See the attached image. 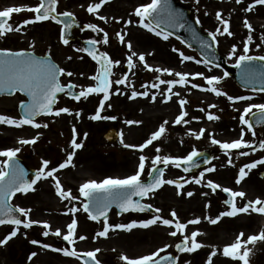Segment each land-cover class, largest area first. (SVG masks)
I'll return each instance as SVG.
<instances>
[{
	"label": "rangeland",
	"instance_id": "1",
	"mask_svg": "<svg viewBox=\"0 0 264 264\" xmlns=\"http://www.w3.org/2000/svg\"><path fill=\"white\" fill-rule=\"evenodd\" d=\"M151 0H109L99 10L98 15L87 11L91 4L99 3L100 0H59V7L63 11H70L83 18L87 23H94L103 28L109 35V43L105 45L104 50L109 53L113 51L115 60L121 63L115 67L113 81L123 76V69L127 67V57L131 54L126 47L128 41L132 43V50L137 53L133 57L135 68L130 73L129 81L134 85L137 91H144L141 86L143 84L158 83L156 77L161 79H179L175 77V72L188 73L190 83L186 85H176L173 87L174 92H179L180 96H173L171 101L165 102L164 95H157L155 102L151 100L152 93L164 92L166 95L167 85H161L160 89L149 88L150 96L148 98L137 97L131 99L132 89L124 85H112L111 91L120 88L124 95H112L109 101L105 102V107L101 112V116H115V120H99L90 119L94 115L99 105L97 101L94 103L88 99L79 102L69 101L66 98H60L57 106L68 107L72 109V115L62 113L59 117L45 116L41 117L37 122L48 123V128L41 127L34 129L31 125L21 127L0 124V151L8 148H21L18 157L29 163L32 169L38 170L42 166V161L47 159L50 161L49 169L58 167V165L67 158L71 149V140L73 139V125L77 132V142L83 143V148L76 150V156L73 159L75 167H67L61 169L56 176L60 179L65 190H71L73 196H79V187L90 180L102 181L105 178H125L135 174L138 170L139 157L145 155L148 157L145 171L141 179L146 181L150 176L151 161L156 155L185 157L191 151H213L215 157L212 164L208 167L215 166V173L209 175L205 172L202 184L197 185L191 182L188 189L185 187L178 188L177 185L165 184L157 193L151 195L147 199V203H151L153 208L162 209L159 215L164 218L171 217V211L175 210L180 222L200 218L197 225L189 224L185 229V235H190L192 231H199L202 235L197 237V241L204 245L194 253H180L177 257L178 264H206L208 256L213 250L217 251V255L212 258L213 264H243L242 261L224 256L223 248L234 243L240 233L244 236L241 238L246 241L251 235H259L264 231V219L260 218L256 212L240 213L235 217H222L217 224L213 225L206 217L215 218L220 215L221 208L217 209L218 200L212 194L204 189V184L211 179L217 181L222 187H230L236 191H243L245 197L238 198V207H242L247 201H255L257 198L263 199L258 195L261 183L258 181L259 170H248V176L237 184L236 180L239 175V169L247 163L264 158V149L252 151L251 149L232 150L230 154H225L219 145L213 144V138L222 142H232L240 138L241 130L244 129L246 135L245 140L253 141L257 146L262 141L256 135L247 129V126L240 122V115L245 107L250 103H264V94H258L237 89L228 78L222 81V90L228 92L232 96H252L251 101L230 102L224 96H216L214 93L204 91L208 85L203 77L194 76V73H203L205 76H223L222 71L207 67L203 63H196V58L189 51H183L187 56L194 57V60L183 61L178 51H174L177 43L174 41L163 42L151 36L147 29L139 24V17L135 15V10L142 5L148 4ZM39 3L38 0H0V9L5 10L8 7H21L23 10L19 13H13L11 16V24L14 27L20 26L24 19L34 17V13L28 11L29 7H34ZM99 15L107 18L106 21L99 19ZM131 20L132 24H126ZM253 31L245 27L240 28L238 35L234 33L230 38H225L220 42L222 48L227 53H231L233 45L237 48V56L242 54L244 44L247 42L249 34L253 36V41L249 45L251 55H264V42L261 36H264V24L258 21L250 22ZM239 28V27H238ZM55 25L50 21L46 23L30 24L21 29L20 35H11L6 44L10 49H27L35 51L38 54H44L45 51L56 54V61L60 63V67L71 66L73 70L76 67L84 70L82 78L88 82L84 88L96 86L95 80L90 77L96 75V65L92 61L87 62L85 55L71 48H61L58 42L53 44L55 38ZM117 33L125 34V43H121ZM103 34V33H102ZM30 35L34 37L30 38ZM260 47L257 48L256 45ZM34 45V47H33ZM1 46V45H0ZM182 52V51H180ZM144 54L146 62L153 69L168 68L172 70V74L164 72H156L144 67L143 62L139 61V55ZM72 59L69 60L68 57ZM237 56H231L229 62L235 63ZM82 57V59H81ZM73 72V71H72ZM69 77L63 76L62 83H68ZM192 84L200 85L199 88H193ZM83 85V86H84ZM92 97V96H91ZM103 98V95L100 96ZM184 98L188 100V104L184 106L189 115L185 117L189 123L175 124L174 121L181 113L182 109L179 100ZM24 98L16 95L13 98L0 99V115H8L15 119H19L17 107ZM111 104L112 107H108ZM209 105L216 107L209 108ZM203 108L204 111L199 109ZM255 111V110H254ZM76 112L81 115L77 117ZM212 112L220 117L219 120H208L207 113ZM196 117L198 119H193ZM248 118V117H247ZM141 121L139 124L129 125L126 121ZM164 121H168L165 125L167 131L163 137L154 141L153 145H149L143 151L138 148H127L124 145H140L151 137L154 131H157ZM117 127L120 134V142L115 145L108 144L104 139V134L112 127ZM204 129V135L197 139L195 135L189 133H199ZM85 133L87 137L85 138ZM39 134L40 138L35 145H21L20 139H32ZM123 139V143L121 140ZM264 140V139H263ZM160 149V152L156 151ZM249 152V155L242 156L240 152ZM229 155L232 164H228ZM6 159L0 157V160ZM171 165V164H170ZM174 166V165H172ZM205 169L202 170V172ZM47 171V169H46ZM181 175L176 173L165 174V179L179 180ZM86 180V181H85ZM85 181V182H84ZM35 191L27 194H18L11 199V205L18 207L31 208L30 216L22 219L31 218L40 221L32 228L25 229L20 226V231L16 237H13L6 245H0V264H82L79 257L65 256L63 252H56L54 248H75L80 254L88 251L100 249L97 259L101 264H127L121 259L127 255L129 258H139L144 255L151 254L165 244H170L166 253H172L174 246L180 240L181 235L178 233L176 237L170 236L168 233L175 230L174 227L164 226L159 222L157 225L149 228H134L132 231L110 230L108 237H97L96 233L103 230V222L95 223L88 218V214L82 211L83 197L79 200L69 201L63 200L56 192L54 181L51 177L47 180H41L34 186ZM193 192L191 197L187 196V192ZM208 193V195H204ZM260 196V197H257ZM210 204V207L208 206ZM73 206L80 208L81 211L75 214L77 219V229L75 242L73 244L65 243L63 235L67 234V225L74 218L69 211ZM224 210H228L224 207ZM156 215V214H155ZM153 217V216H152ZM141 217L135 214L118 215L115 210L109 216L110 224L130 223L133 220L141 221L152 218ZM256 218V220L254 219ZM252 219L255 221L252 222ZM43 222H47L50 228L49 236H43ZM251 227L252 231L248 228ZM14 225L0 227V239L7 236ZM61 230V236L53 235L56 229ZM251 233V234H250ZM86 237L80 240L79 237ZM35 239L40 241L39 244H32ZM51 245L45 249L42 244ZM250 249L249 264H264V241H257L255 244H247L245 246ZM245 248H241V253ZM35 252L36 256L31 254Z\"/></svg>",
	"mask_w": 264,
	"mask_h": 264
},
{
	"label": "snow or ice",
	"instance_id": "2",
	"mask_svg": "<svg viewBox=\"0 0 264 264\" xmlns=\"http://www.w3.org/2000/svg\"><path fill=\"white\" fill-rule=\"evenodd\" d=\"M109 0H100L99 3L91 4L87 11L89 13L97 14L98 10ZM242 0H236V3H241ZM59 0H40V2L34 6L29 7L28 11L35 13L34 17L24 19L20 26L14 27L13 24L9 23V19L11 18L13 13H19L23 9L21 7H8L5 10L0 11V37H7L8 34L16 32L19 33L24 26L34 24L37 22L43 21H54L57 24H62L63 27L61 29V40L64 45L69 44V39L67 38L70 30L75 24V20L73 17V13L70 11L58 12ZM199 3V0H197ZM255 5H264V0H254V4L245 9V11H252ZM167 12L170 26L184 28L185 24L179 22V18L177 15L171 11L167 0H151L150 3L142 5L141 7L135 10V15L139 17V24L149 31L155 33L156 36H162L164 40H168L171 33L163 32L159 29V25L162 22V13ZM62 17V18H61ZM99 19L102 21H106L107 18L103 15H99ZM216 19L223 25V30L218 27L215 32L210 33L213 41L217 40V36H223L227 34L229 37L233 36L234 33L229 30L230 21L228 19H223L221 13H216ZM151 21H155V26ZM131 20L126 21V24H132ZM245 27L249 29L251 33L253 31V26L247 20L244 21ZM87 29H91L96 33H103L102 40L99 39H90L87 41L88 47L76 48L77 52H86L88 56L92 58V60L96 61L99 65V69L96 75L90 77L91 79L97 81L96 86H89L87 88H80L77 92L75 89L78 87L76 84L69 82L68 84H63L61 82L62 76L72 77L74 73L72 71H66L65 68L60 67L56 63L52 61L51 53L47 58H41L35 55L34 52H28L25 50L13 51L7 48H0V92H23L29 97L28 102H22L21 107L23 109V115L19 119H15L8 115H0V124H6L10 126L21 127L24 125H31L34 129L48 128V123H39L36 118L44 115V116H54L59 117L62 113H66L72 115V109L68 107H60L55 108V104L57 103V94L65 93L70 96L75 101H80L81 98L85 100L93 94L103 93V98L99 102V108L97 112L90 117V119L99 121V120H115V116H101V112L105 107V102L109 101L112 95H124L120 88H116L115 91H111L112 85H124L132 89L130 98L135 99L137 97L148 98L150 93L148 91L149 88L152 89H160L161 85H167L166 95L164 92L160 93H152L151 100L155 102L157 95H164L165 102L171 101L173 96H180L179 92H174L173 87L176 85H186L190 83L188 80V73L175 72V77L179 79H161L159 76L156 77L158 83L152 84H143L141 87L144 88V91H137L134 85L129 81V77L127 74L123 75L122 78L111 80L110 77L113 75V67L119 65L121 62L119 60H113L108 52L100 51L97 45L103 43H109V35L108 33L98 25L94 23H89L85 26ZM125 34L117 33L119 41L123 44L125 43ZM261 41L264 42V36H261ZM253 41V36L251 34L247 37V42L244 44L242 49V54L237 56V48L233 45L230 55L237 56L235 67L241 69V74L246 79H252L256 77H264V71H257V66L253 65L254 61H262L264 62V55H251L249 45ZM205 47L210 48L212 45L207 41L202 42ZM34 47V45H33ZM126 47L131 52L127 57V67L129 70L135 68V63L133 61V57L137 56V53L132 50V43L130 41L127 42ZM257 48L260 47L259 44L256 45ZM174 51H178V49H174ZM180 57L183 61L194 60V57L187 56L183 52H179ZM69 60L72 59L71 56L68 57ZM82 59V57H81ZM139 61L143 62L144 67L149 70L156 72H164L168 74H172V70L168 68L164 69H153L151 65H149L146 60L144 54L139 55ZM202 61L196 60V63H201ZM206 63H210V61H205ZM259 68L264 69V65H260ZM83 75V73H81ZM198 77H203L206 81L208 87L203 88L202 90L214 93L216 96H224L228 101L236 103L240 101H251L253 100L252 96H232L229 95L228 92L222 90V81L229 74L227 72L221 76H205L203 73H194L191 74ZM264 83V80H262ZM193 88H199L200 85L192 84ZM254 91H257L254 89ZM260 92H264V87L258 89ZM188 104V100L181 98L179 100V105L182 109L181 113L177 116L174 123L175 124H187L188 120L185 119L189 115L187 110H184V106ZM108 107H112L111 104H108ZM216 107L215 105H209V108ZM200 111H204L203 108L199 109ZM255 110V111H254ZM251 114L252 117L255 118V122L259 124H264V103H250L247 107L244 108L243 113L240 115L239 119L242 125L247 126V129L252 132V135L255 136V130L253 129V121L247 117ZM75 115L79 117L81 115L80 112H76ZM193 119H198L193 117ZM208 120H219L220 117L218 115L213 114L212 112L207 113ZM127 124H139L141 121H126ZM168 121H164L163 124L160 125L157 131H154L151 134V137L147 139L143 144L140 145H130L125 144L124 146L127 148H138L140 151H143L149 145H153L154 141L159 140L163 137L167 131L165 125H167ZM73 139L71 140V149L67 155V158L64 162L60 163L58 167H53L51 169L48 168L50 161L44 159L42 161V166L35 172L34 178L29 179L27 171L20 166L19 161L17 159L18 154L21 151V148H8L6 150L0 151V157H5L6 159L0 160V225L10 224L14 225L15 228L12 230L7 236L3 239H0V245H6L13 237H16L18 232L20 231V226L23 225L25 229L32 228L35 224H40V221L33 220L31 218L22 219L21 217H29L32 212L31 208L18 207L11 205L9 203L12 197H15L17 193L27 194L30 191H35V185L37 182L41 180H47L49 177L54 181L55 189L59 197L63 200L72 201L79 200L80 197H83L82 202V211L88 214V218L92 221L103 222V230L96 233L97 237H108L110 230H125L132 231L134 228H149L150 226L157 225L159 222L164 226L174 227L175 230L170 231L168 234L172 237H176L179 233L182 237V241L175 245V248L181 253H194L198 249L204 247L203 244L197 241V237L202 235L199 231H192L190 235H185V229H187L188 225H197L200 223V218L197 217L195 219L187 221V223H182L177 216L175 210L171 211L170 218H164L159 215L162 209L156 207L154 215L150 219H145L141 221L133 220L130 223H121V224H110L109 223V210L113 204H116L121 212H146L153 209V205L151 203H142L141 201L145 197H149L150 195H154L155 192L161 188L163 185H177L178 188H183L185 183L194 182L197 185L202 184L205 172H214L215 166L207 167L203 172L200 173L199 177L193 176L191 180H184L183 177L178 180L164 179V172L159 167L160 164L164 165H174L176 168H180L182 165L184 172H189L191 168H198L199 164L196 162V159L200 157L202 154L196 150L191 151L185 157H172V156H161L156 155L154 159L151 161L152 167L149 172L150 182H145L141 179L142 175L145 171L146 162L148 157L145 155H141L139 157L138 170L133 175H129L125 178H112L108 177L103 179L102 181L90 180L88 182L83 183L79 187V196H73L71 190H65L61 184L60 179L55 175L61 169H65L69 166L75 167L76 165L73 163V159L76 156V150L83 148V143H78L76 136V128L73 125ZM204 129H201L199 133H192L190 135H195L197 139H200L204 135ZM85 138L87 137V133L84 134ZM246 135L244 129L241 130L240 138L232 141V142H222L218 139L213 138L212 143L215 145H219L221 149L224 150L225 154H230L232 150L239 149H251L252 151H257L264 149V140L260 141L258 146L253 141H248L244 139ZM40 136L37 134L32 139H20L18 142L21 145H35L39 140ZM123 143V139L121 140ZM157 152H160L159 148H156ZM240 155L247 156L249 152H240ZM205 163H210V161L205 160ZM228 164H232V159L229 155ZM258 165H264V158L255 160L251 163L245 164L243 167L239 169V175L236 180L237 184H240L245 177L248 176L249 171L255 169ZM47 169V171H46ZM206 187L210 188L212 192H215L217 189L221 188L219 183H214L211 179L206 181ZM223 191L229 194L230 199L225 203L229 205V209L220 213L219 216L212 218L206 217L209 222L213 225L217 224V222L222 217H235L240 213H249L250 209L253 212L264 214V201H261L257 198L255 201L249 200L242 207H238L236 204V198L245 197V193L243 191H234L231 188L224 187ZM194 193L189 191L187 192V196L191 197ZM204 195H208V193H204ZM133 197H139L140 200H134ZM210 207V204L208 205ZM258 206V207H257ZM69 211L73 215V219L67 225V234L63 235V240L67 241L69 244H73L75 242L76 237V229H77V219H75V214L81 211L80 208L73 206L69 209ZM16 213H19L17 215ZM43 236L47 237L50 234L51 226L47 222H43ZM53 235L60 237L61 230L56 229ZM244 236L243 233H240V237L237 240L227 245L223 248V255L226 257H231L233 259H237L242 261L243 264H249V252L250 249H247L245 246L247 244H255L257 241H264V231H261L259 235H251L247 238L246 241H243L241 238ZM80 240L86 239L85 236L81 235L79 237ZM32 244H39L40 241L33 239L31 241ZM42 247L48 249L51 245L44 243ZM172 247L170 244H165L163 247L158 248L156 251L151 254L141 256L139 258H129L127 255L121 257L123 261H126L127 264H177L179 257H173L171 253L166 255H161V253H166L167 249ZM241 248H245V250L241 253ZM56 252H63L65 256L69 257H79L81 254L76 251L75 248L71 250L67 247L65 248H54ZM100 252L99 248H96L94 251H88L83 255L88 257L89 260L94 262V264H101V261L97 259V254ZM32 256H36V253L33 252ZM217 255V251L213 250L206 264H213L212 258ZM89 260H85L84 264H89ZM190 264V262H187Z\"/></svg>",
	"mask_w": 264,
	"mask_h": 264
},
{
	"label": "flooded vegetation",
	"instance_id": "3",
	"mask_svg": "<svg viewBox=\"0 0 264 264\" xmlns=\"http://www.w3.org/2000/svg\"><path fill=\"white\" fill-rule=\"evenodd\" d=\"M183 5H185L189 11L191 12L192 17L198 22L201 30L207 34L210 35V33L215 32V30L220 27L221 30H223V25L220 24V22L216 19V13L219 12L221 13V16L223 19H228L230 21V26H229V30L232 31L233 33H236V35H238V33L241 31L240 28H243L242 30H245V24L244 21L247 20L249 23L252 21H258L263 22L264 21V5H255V7L252 9V11H245L246 8H248L249 6L254 4V0H242L241 3L237 4L236 0H199V3H197V0H179ZM0 11H2L0 9ZM63 11V10H62ZM82 19V18H81ZM9 21H11V18L9 19ZM50 22L55 25V38L53 40V44L55 45V42L60 45L61 48H71V49H76V48H80L79 47V43H70L68 45H64L61 41L60 38V27L59 25L54 22L51 21ZM38 24H41V22H38ZM239 27V28H238ZM151 33H153L152 31H150ZM20 35L21 32L16 33H10L7 35V37H0V48H7L10 49L8 47L7 41L8 38L11 35ZM211 36V35H210ZM34 37V35H30V38ZM82 39H99L102 40L103 35H101L100 33H96L93 32L92 30L89 33L83 34V36H81ZM158 38L163 41V42H167V41H174L177 43V47L176 49L180 51H189L190 53H192L196 58L200 59V56L195 53L193 50H191L190 48H187L184 44L180 43L178 40H176L175 38L169 36L168 40H164L162 36H158ZM225 38H230L227 34H224L223 36H217V44L219 49L223 52V54H227L230 55V53L226 52L223 50L220 42L222 41V39L224 40ZM105 44L101 43L99 44V48L101 49V51H105L104 50ZM14 51H19V50H25V49H13ZM34 53H37L36 50L33 51ZM48 51L44 52V55L48 54ZM83 55H85V57L87 58V62L91 61L90 58L84 54V52H79ZM38 54V53H37ZM38 55H42V54H38ZM109 55L111 56V58L113 60L114 59V54L113 51H109ZM51 57L53 58V60L57 63L56 61V54L53 53L51 54ZM60 64V63H58ZM95 65V64H94ZM63 67V66H62ZM66 69V71H73L74 75L72 77H69V82H72L74 84H76L78 87L77 89L80 90V88H84L86 85L88 80L82 78L81 73H83L84 75V70H80L79 67H76L74 70L71 66L68 67H63ZM124 72V74L126 73L127 75L129 74V70L127 69V71H124V69L122 70ZM84 85V86H83ZM92 96V97H91ZM100 95L93 93L91 94L88 98H91L90 100L92 101V103H94V101L96 100L97 103L99 104L101 98L99 97ZM69 101H75L72 99H69ZM79 102V101H77ZM264 170V167H263ZM168 171V173H176L181 175L184 180H191V178L193 176H196L195 174H186L185 172L181 171L179 168H176L175 166L172 165H167L166 168V172ZM215 172L210 173L209 175H213ZM197 177V176H196ZM180 180V179H179ZM258 181L261 183L260 186V191L259 194L260 196H263L261 198V201H264V181L261 178H258ZM214 183H219L217 181H215ZM190 183H185L183 187L186 188V190L188 189V185H190ZM221 185V184H220ZM205 190L210 191V193L212 194V196L218 200L216 206L217 209L221 208L222 212H224V205L222 202V198L220 196L219 192H212V190L208 187L205 186L204 188ZM257 197H260L258 196ZM258 207V206H257ZM221 212V213H222ZM260 218L264 219V214H261ZM256 220V218H254ZM254 219H252V222L255 221ZM249 231L251 230V227L248 228Z\"/></svg>",
	"mask_w": 264,
	"mask_h": 264
},
{
	"label": "water",
	"instance_id": "4",
	"mask_svg": "<svg viewBox=\"0 0 264 264\" xmlns=\"http://www.w3.org/2000/svg\"><path fill=\"white\" fill-rule=\"evenodd\" d=\"M167 3L171 9L172 12H174L177 17L179 18L180 23H184V28H178V27H172L170 26V21L167 15V12L162 13V22L159 25V28L162 30H165L169 33H171L173 36L181 40L183 43H185L188 47L193 48L196 50L205 61H210L209 64L214 65L218 68H222L224 72H227L229 77L234 81V83L243 89L253 90L260 89L261 87H264V83H262V80H264V77H256L252 79H246L241 74V69L237 68L235 66H231L227 63L226 59L221 56L216 48L215 42L212 40L211 37L203 34L200 29L198 28L197 23H195L191 17L188 10H186L183 6L180 5L179 2L176 0H167ZM62 18V17H61ZM75 24H73L72 29L70 30L67 38L69 39V42H75L79 40L77 37L74 36V31L79 30L80 32H84L87 30L85 25L80 24L75 18ZM155 25V21H152ZM63 26V25H62ZM207 41L212 46L210 48L205 47L202 42ZM82 47H88L86 41H81ZM253 65L257 66V71H264V69L259 68L260 65H264V62L262 61H254ZM17 92V91H16ZM19 92V91H18ZM260 92V91H259ZM15 92L8 93V92H0V96H7V95H13ZM21 94L25 95L29 101V97L23 93ZM65 93H58L57 97L59 95H62ZM27 101V102H28ZM19 111L21 115H23V109L20 105ZM40 117V116H39ZM38 118V117H37ZM36 118V119H37ZM250 119L253 121V129L257 131L259 134H263L264 132V124H259L255 122L254 117H250ZM117 134L115 130H110L105 138L110 142H115L117 140ZM211 157L209 154H202L200 157L196 159V162L200 166H205L208 163H205V160L210 161ZM20 166L23 167L27 173L28 176L32 175L34 177L35 172L29 171L22 162H20ZM192 169V168H191ZM151 179V178H150ZM150 182V180L148 181ZM136 198L137 200H140L139 197H133V199ZM116 208L120 213L121 210L116 204H113L109 210V213L111 209ZM109 215V214H108ZM89 264H93V262H89Z\"/></svg>",
	"mask_w": 264,
	"mask_h": 264
}]
</instances>
